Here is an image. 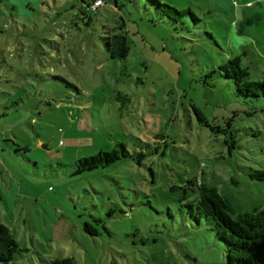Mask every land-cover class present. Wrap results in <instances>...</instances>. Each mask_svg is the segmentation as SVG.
Masks as SVG:
<instances>
[{"label":"rangeland","instance_id":"1","mask_svg":"<svg viewBox=\"0 0 264 264\" xmlns=\"http://www.w3.org/2000/svg\"><path fill=\"white\" fill-rule=\"evenodd\" d=\"M159 1L199 20L187 13L174 29L149 0L92 12L80 0H0V223L18 246L0 264H226L189 215L195 185L214 186L233 217L264 207V179L250 176L264 171V98L245 104L218 72L238 56L264 79V0ZM122 21L129 52L112 59L102 36ZM193 107L230 122L235 146ZM118 142L134 159L72 174Z\"/></svg>","mask_w":264,"mask_h":264},{"label":"trees","instance_id":"2","mask_svg":"<svg viewBox=\"0 0 264 264\" xmlns=\"http://www.w3.org/2000/svg\"><path fill=\"white\" fill-rule=\"evenodd\" d=\"M94 1L80 0L82 11L97 10V7H92ZM101 1L103 3V0ZM149 2L155 9V15L166 18L174 29L179 24H184L183 18L187 13L194 21L199 20L190 9L179 10L159 0H149ZM84 14L87 15V13ZM124 25L122 21L118 26L109 28L107 34L102 36L105 51L112 59H125L128 55L129 46ZM212 72L214 71L209 72L206 77H210ZM218 72L225 79L232 80L235 95L243 98L245 104L252 103L254 98H264V79L262 81L250 80L248 70L240 66L238 56L231 57L220 64ZM193 110L199 123L226 135L224 142L229 149L235 146L236 140L230 131V122H227L225 127L211 125L198 109L193 107ZM116 147L110 151L100 150L96 154L78 158L73 163L72 174L78 175L99 167L103 168L120 159H134V154L127 150L124 144L118 142ZM136 155L143 157L144 153L136 152ZM250 176L262 180L264 171L256 170ZM196 186L197 197L187 205L189 215L198 221L201 216L209 225L217 240L223 244L226 264H264V207L255 208L250 212H243L233 217L230 201L222 196L214 186L204 182H199ZM192 188L194 189V186ZM84 229L90 234L96 233L89 223L85 224ZM17 249V242L9 228L0 223V262L8 263ZM51 264H76V262L72 257H62L52 259Z\"/></svg>","mask_w":264,"mask_h":264},{"label":"built area","instance_id":"3","mask_svg":"<svg viewBox=\"0 0 264 264\" xmlns=\"http://www.w3.org/2000/svg\"><path fill=\"white\" fill-rule=\"evenodd\" d=\"M101 4H102V1H101V0H95V1L93 2L92 7H93V8H96V7L100 6Z\"/></svg>","mask_w":264,"mask_h":264}]
</instances>
